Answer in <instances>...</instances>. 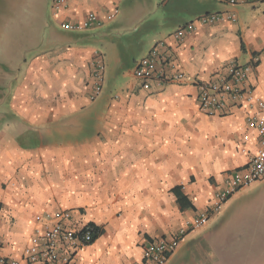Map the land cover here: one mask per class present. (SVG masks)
I'll use <instances>...</instances> for the list:
<instances>
[{
  "label": "crops",
  "instance_id": "1",
  "mask_svg": "<svg viewBox=\"0 0 264 264\" xmlns=\"http://www.w3.org/2000/svg\"><path fill=\"white\" fill-rule=\"evenodd\" d=\"M0 30V238L2 253L30 264L25 248L46 212L71 211L70 225H95L76 264H143V250L172 239L184 222H209L182 236L167 264H264V177L213 211L216 194L259 148L249 124L264 101V0H5ZM2 5V4H0ZM118 10L113 20L106 16ZM95 12L105 23L81 32L64 22ZM236 20L197 25L180 42L171 34L208 13ZM171 49L167 77L183 82L142 88L136 62L159 41ZM105 84L90 99L92 61ZM232 61L253 66V99L225 113L199 109L197 81Z\"/></svg>",
  "mask_w": 264,
  "mask_h": 264
},
{
  "label": "built area",
  "instance_id": "2",
  "mask_svg": "<svg viewBox=\"0 0 264 264\" xmlns=\"http://www.w3.org/2000/svg\"><path fill=\"white\" fill-rule=\"evenodd\" d=\"M235 6L239 0H222ZM66 4V0H52L53 8L58 10ZM118 10H113L106 16V20H113ZM228 19L236 20V14L208 13L200 15L193 22L178 27L171 37L175 42L184 39L187 33L196 30L197 25H210ZM105 20L95 12H90L86 17L77 22H64L62 27L67 31L81 32L89 29L100 28ZM166 41L157 42L149 52L136 62L134 76L145 90H149L154 83L162 85L167 81L183 82L186 75L175 72L171 78L167 77L164 67L173 64V55ZM94 86L90 99L96 100L102 93L105 84L106 64L101 55L92 61ZM253 66L239 64L232 61L226 65L224 74L209 81H197L199 109L208 116L223 114L231 107V103L238 104L242 100L253 99V88L248 84L249 74ZM257 112L250 118L249 124L256 129L260 144L257 153L250 159L244 168L235 170L229 178L227 185L216 194L213 211L218 212L230 197L238 190L264 177V101H257ZM72 213L68 210L46 212L41 217L43 226L35 229L29 244L25 248V258L30 264H76L75 250L82 248L94 241L98 229L95 225L86 224L77 229L70 222ZM210 220L207 212L186 220L178 234L172 239H157L149 242L143 250V264H167L169 257L176 250L185 234L194 229L205 226ZM3 241L0 238V264H19L16 259L6 257L2 253Z\"/></svg>",
  "mask_w": 264,
  "mask_h": 264
},
{
  "label": "rangeland",
  "instance_id": "3",
  "mask_svg": "<svg viewBox=\"0 0 264 264\" xmlns=\"http://www.w3.org/2000/svg\"><path fill=\"white\" fill-rule=\"evenodd\" d=\"M5 0H0V30L5 28V21L7 17V10L5 7ZM8 66L2 62H0V70H7Z\"/></svg>",
  "mask_w": 264,
  "mask_h": 264
}]
</instances>
